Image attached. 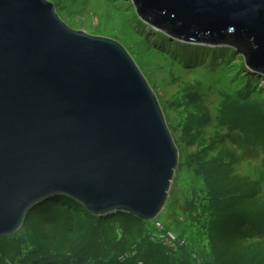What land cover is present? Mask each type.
<instances>
[{"label":"water","instance_id":"1","mask_svg":"<svg viewBox=\"0 0 264 264\" xmlns=\"http://www.w3.org/2000/svg\"><path fill=\"white\" fill-rule=\"evenodd\" d=\"M189 43L232 32L264 68V0H134ZM179 153L157 96L118 42L68 27L48 0H0V238L56 196L94 216L163 212Z\"/></svg>","mask_w":264,"mask_h":264},{"label":"trees","instance_id":"2","mask_svg":"<svg viewBox=\"0 0 264 264\" xmlns=\"http://www.w3.org/2000/svg\"><path fill=\"white\" fill-rule=\"evenodd\" d=\"M142 22L150 29L157 30V35L166 38L168 43L170 41L169 46L172 48L177 44L205 46L219 55L218 60L225 59L226 62L238 53L244 68L250 70L252 76H257L255 79L264 78V68L255 71L248 67L246 56L252 50V43L246 38L229 32L224 34L222 40L216 36L214 39L189 43L172 36L166 28L159 29ZM215 60H212L214 65L217 64ZM202 66H196L195 70ZM224 74L221 79L225 80ZM246 94L232 97L223 105V109L227 111L232 105L236 108L249 106L264 122V96L253 100L251 95L254 94V88ZM186 99L189 97L186 96ZM185 102L187 107L180 115L181 120L202 126L207 116L200 103ZM221 126H225L224 122ZM225 128L230 130V135L231 125ZM223 130L224 127L216 132V146L212 144L211 138L206 139L202 135L197 144V153L186 161L190 162L188 171L193 174L195 182L201 185V190H195L192 194L194 213L189 215L190 226L177 235L179 239H186V242H182L187 244H168L170 250L163 242L165 239L160 240L158 234L172 231L160 230L154 221H143L127 213L97 217L69 197L56 196L30 210L19 232L0 238V264H198L193 255L198 256L199 264H257L246 262L242 256L235 254L231 247L234 239L230 238L241 229V222L253 225L258 219L254 200H244L247 196L240 195L238 189H247L251 185L258 189L260 181L250 182L233 175L235 160L232 157L229 161L225 141H221L225 138ZM251 131L256 133L260 127L255 125L253 130L244 132L249 134ZM185 142L183 136L182 143ZM205 152L207 155L198 158L199 153ZM253 229L258 231L256 227ZM256 240L252 239V242H259ZM203 244L210 258L199 251ZM239 245L247 247L249 253L257 250L255 244L246 246L241 241Z\"/></svg>","mask_w":264,"mask_h":264},{"label":"rangeland","instance_id":"3","mask_svg":"<svg viewBox=\"0 0 264 264\" xmlns=\"http://www.w3.org/2000/svg\"><path fill=\"white\" fill-rule=\"evenodd\" d=\"M48 1L55 5L57 14L71 29L111 39L122 45L158 98L179 153V164L171 183L167 203L163 212L154 220L158 228L170 230L177 236L190 226L189 215L194 213L192 194L195 190H201V185L195 182L193 174L188 171L190 162L186 161L197 153V144L202 135L206 139L211 138L212 144L216 146L218 144L215 142L216 132L224 127L222 133L225 138L217 140L225 141L229 161L234 157L233 175L248 179L250 182L260 181L258 189L254 185L248 186L247 189L242 187L238 189L240 195L247 196L244 200L248 198L254 200L258 219L253 225L246 221L241 222V229L230 238L234 239L231 247L244 261L264 264V122L249 106L236 108L232 105L227 111L223 109V105L232 97H237L238 94L247 96L246 93H250L253 88L254 94L251 95L253 100L264 96V78L255 79L257 76H252V72L244 68V62L238 53L232 60L226 62L225 59L218 60L219 55L205 46L177 44L172 48L169 46L170 41L168 43L166 38L157 35V30L150 29L142 22L136 12L134 0ZM212 60L217 61V64L214 65ZM198 65L204 66L196 71L195 67ZM223 74L225 80L221 79ZM186 96L189 99H186ZM185 101L200 103L207 116L202 126H194L189 120L185 122L181 120L180 115L187 107ZM249 101L251 102L250 97ZM245 117L247 119H243ZM223 122L225 126H221ZM227 125L232 127L230 135L228 134L230 130L225 128ZM255 125L260 127V131L245 134V130H253ZM183 136L186 139L185 143H182ZM205 155L206 152L199 153L198 158ZM254 227L258 228V231L254 229L252 231ZM158 237L162 240L160 234ZM167 239L168 235L163 242L168 247ZM252 239L260 240L253 243ZM182 241L186 242V239H179L170 244H187ZM241 241L245 242L246 246L255 244L257 250L249 253L247 247L239 245ZM178 247L181 246L176 248ZM199 251L210 258L206 253L205 244L201 245ZM193 257L199 264L198 256Z\"/></svg>","mask_w":264,"mask_h":264},{"label":"built area","instance_id":"4","mask_svg":"<svg viewBox=\"0 0 264 264\" xmlns=\"http://www.w3.org/2000/svg\"><path fill=\"white\" fill-rule=\"evenodd\" d=\"M172 238V239H171ZM176 239L174 236H172L171 234L168 235V239H167V242L170 244L172 242H174Z\"/></svg>","mask_w":264,"mask_h":264},{"label":"bare ground","instance_id":"5","mask_svg":"<svg viewBox=\"0 0 264 264\" xmlns=\"http://www.w3.org/2000/svg\"><path fill=\"white\" fill-rule=\"evenodd\" d=\"M122 240V239H121ZM121 240H120V242H121Z\"/></svg>","mask_w":264,"mask_h":264}]
</instances>
